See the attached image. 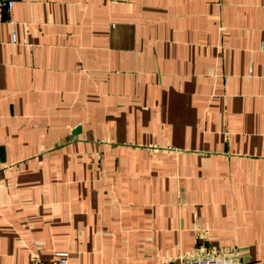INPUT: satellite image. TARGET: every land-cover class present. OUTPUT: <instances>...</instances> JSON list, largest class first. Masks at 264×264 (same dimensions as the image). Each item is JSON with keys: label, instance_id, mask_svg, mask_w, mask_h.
<instances>
[{"label": "crops", "instance_id": "0c3cea01", "mask_svg": "<svg viewBox=\"0 0 264 264\" xmlns=\"http://www.w3.org/2000/svg\"><path fill=\"white\" fill-rule=\"evenodd\" d=\"M1 148L0 264H264V0H16Z\"/></svg>", "mask_w": 264, "mask_h": 264}, {"label": "built area", "instance_id": "2783aa9c", "mask_svg": "<svg viewBox=\"0 0 264 264\" xmlns=\"http://www.w3.org/2000/svg\"><path fill=\"white\" fill-rule=\"evenodd\" d=\"M16 0H0V24L4 21L5 15L8 14ZM69 251L57 252L54 257L47 260H38L35 264H68ZM179 264H235L229 257L221 255L207 254L205 256H195L190 258H183Z\"/></svg>", "mask_w": 264, "mask_h": 264}, {"label": "water", "instance_id": "95a60500", "mask_svg": "<svg viewBox=\"0 0 264 264\" xmlns=\"http://www.w3.org/2000/svg\"><path fill=\"white\" fill-rule=\"evenodd\" d=\"M0 158L3 159V152H2V148L0 149Z\"/></svg>", "mask_w": 264, "mask_h": 264}]
</instances>
